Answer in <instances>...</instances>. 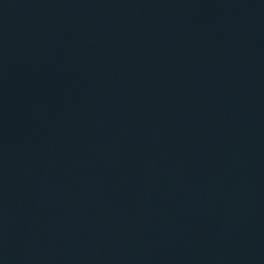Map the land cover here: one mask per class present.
I'll use <instances>...</instances> for the list:
<instances>
[{"label":"water","instance_id":"water-1","mask_svg":"<svg viewBox=\"0 0 264 264\" xmlns=\"http://www.w3.org/2000/svg\"><path fill=\"white\" fill-rule=\"evenodd\" d=\"M0 264H264V0H0Z\"/></svg>","mask_w":264,"mask_h":264}]
</instances>
